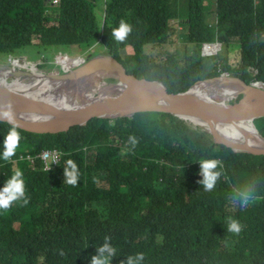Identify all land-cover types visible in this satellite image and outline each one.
<instances>
[{
	"label": "trees",
	"instance_id": "1",
	"mask_svg": "<svg viewBox=\"0 0 264 264\" xmlns=\"http://www.w3.org/2000/svg\"><path fill=\"white\" fill-rule=\"evenodd\" d=\"M122 19L132 33L118 42L111 32ZM172 21L182 26L184 46L170 50ZM215 41L238 45L237 65L227 54L201 55L202 44ZM94 43L127 73L160 81L168 92L223 72L264 83V0H0V54L25 44ZM253 123L264 136V118ZM9 127L0 121V153ZM19 130L16 154L0 159V187L19 168L28 203L0 210V264H90L105 236L117 248L111 264L139 252L144 264H264V155L234 151L156 111L93 117L64 139ZM44 148L61 152L48 170L37 156ZM67 159L81 173L75 187L63 183ZM206 159L220 162L210 192L198 183ZM246 187L252 199L242 207L237 193ZM228 217L244 226L239 235L227 231Z\"/></svg>",
	"mask_w": 264,
	"mask_h": 264
},
{
	"label": "water",
	"instance_id": "2",
	"mask_svg": "<svg viewBox=\"0 0 264 264\" xmlns=\"http://www.w3.org/2000/svg\"><path fill=\"white\" fill-rule=\"evenodd\" d=\"M102 56L108 58L107 63H96L95 61H100V57ZM106 64L111 66L114 72L112 77L125 83L124 88L116 95L97 97L90 102L76 104L54 99V97L50 95L46 96L44 90L41 89L0 86V111L11 106L19 122V129L49 139H64L70 127L74 125H83L88 119L93 117L114 118L131 116L136 112L143 111L169 113L187 122L192 121V119L204 117L206 113L215 118L232 119L239 117L245 118L246 120L264 118V89L261 88L262 86H255L256 82L246 83L240 78L229 75V78L238 80L247 90L254 93V97L253 99H245L244 95L241 94L237 103H215L188 96L187 92L190 87L180 92H168L165 85L160 81L149 80L143 77L139 78L129 74L119 61L107 53L99 55L96 59L91 60L90 66L79 72L88 73L97 67H104ZM1 70H10L14 72L15 75L19 73L24 77L33 76L31 69H14L11 63H0V71ZM73 71L64 72L61 68L59 72L53 71L44 74L49 79L58 82L75 83L80 80L81 73L79 74ZM221 75L222 73L218 76L196 80L194 83L198 81H213L218 79ZM135 87L141 89L136 91ZM144 90H146L145 93ZM37 106L45 111L42 113L43 115H45V113L51 115V113L55 112L54 114L56 115L53 116V118L57 121H61L63 118V122L59 126L43 124V122L35 119L31 114V111L35 110ZM0 121L8 123L6 120L0 119ZM216 142L223 143L232 150L238 151V149L233 148L225 142ZM242 151L264 155V149L244 148Z\"/></svg>",
	"mask_w": 264,
	"mask_h": 264
},
{
	"label": "bare ground",
	"instance_id": "3",
	"mask_svg": "<svg viewBox=\"0 0 264 264\" xmlns=\"http://www.w3.org/2000/svg\"><path fill=\"white\" fill-rule=\"evenodd\" d=\"M201 48L202 52L204 53V48L202 46ZM213 50L214 49H210V51ZM107 59V57L102 56L100 57V61L96 60L95 62L107 63ZM57 61L66 66L78 67L74 68V71H72L77 72L79 74L81 73L79 71H83L85 68L87 69V67L90 66L91 63L90 61L87 64H83L82 60H67L65 57H58ZM29 64L30 65L27 66V63L24 62L20 65L16 62L13 64V67L14 69H31L33 73V76L31 77H24L19 73L18 76L10 70H1L0 86L17 88L32 87L34 89L44 90L46 96L50 95L51 97H54V99H59L69 103L72 102L76 104H83L88 101L90 102L91 100L97 97H107L108 95H116L124 88L125 84L122 81H118L114 77H112V74L114 75V72L112 71L111 66H109L108 64H106L104 67H97L96 69H93L88 73H81L80 80L75 83H62L60 81L58 82L56 80L49 79L45 76L44 73L39 71L33 63L30 62ZM108 77L114 78L116 82L103 84V80ZM257 85L259 84L256 82L255 86ZM261 88L264 89V87ZM66 89H71V91H67ZM139 89L141 88L135 87L136 91ZM145 92L146 90H144V93ZM93 93L95 95H93ZM187 93L190 97L193 96L199 99H204L215 103H223V101L226 99L232 97L235 98L239 93H242L245 99H253L254 97V93H252L250 90H247L238 80L234 78H229L228 75L221 76L220 78L213 81H198L192 86H190V89ZM233 102L237 103L238 101ZM44 112L45 111L41 110L40 107L37 106L35 110L31 111V114L35 119L43 122V124L46 125L59 126L63 122V118L61 119V121H57L53 118V116L56 115L54 114L55 112L51 113V115L47 113L43 115L42 113ZM253 120H246L245 118L239 117L232 119L215 118L209 116V114L206 113L204 117L192 119V121H189L188 123H190V125L193 124L192 126H197L200 129L202 128V130L209 133L213 142H225L233 148L238 149V151H242L244 150V148L264 149V136L257 133L256 129V131L254 130V128L252 127ZM213 139L216 141H214ZM57 164L58 161L55 165Z\"/></svg>",
	"mask_w": 264,
	"mask_h": 264
},
{
	"label": "clouds",
	"instance_id": "4",
	"mask_svg": "<svg viewBox=\"0 0 264 264\" xmlns=\"http://www.w3.org/2000/svg\"><path fill=\"white\" fill-rule=\"evenodd\" d=\"M132 33V25L126 20H121L117 27L112 28L111 37L118 42L127 40ZM0 119L6 120L10 127L3 141V151L0 153V159L10 160L20 146L22 135L19 130V122L11 106L0 111ZM130 143L135 146V139L130 138ZM220 162L216 159H206L200 162V176L198 181L205 191H212L220 177L217 171ZM80 170L73 159H67L66 166L63 168V183L75 187L80 179ZM242 207H247L252 199V189L246 187L237 193ZM28 203L26 195V183L23 172L17 168L13 174L0 187V210H8L14 203ZM243 225L238 219L227 218V231L239 235L243 230ZM111 238L104 237V242L96 249V254L90 257V264H111L113 258L117 255V248L111 244ZM145 254L143 252L128 256L121 264H144Z\"/></svg>",
	"mask_w": 264,
	"mask_h": 264
},
{
	"label": "rangeland",
	"instance_id": "5",
	"mask_svg": "<svg viewBox=\"0 0 264 264\" xmlns=\"http://www.w3.org/2000/svg\"><path fill=\"white\" fill-rule=\"evenodd\" d=\"M102 1L103 0H96V2L100 3V4ZM183 16H184V12H182V17ZM171 26H172L173 30L175 29L173 32L174 36L172 35L174 38V42L167 44V48H169L170 50L175 49V46H177L178 48H182L184 46L182 41H181L182 38H179V35H180L179 32L182 29V26L179 25L178 22H176V21H172ZM204 44H205L204 53L202 52V48L200 50L202 56H205V55L206 56H209V55L214 56L217 53H220L221 55L227 54L230 62H232L235 65L238 64L239 47L235 42H230L227 45V47L223 46V44L220 45V43L217 41H215L213 43H204ZM187 46H191V45L188 44ZM210 49L211 50L214 49V50L210 51ZM139 50H140V48L138 46L135 47L133 50H131L129 47L126 48V52L129 54L134 52V51H139ZM127 53H126V55H127ZM209 53H211V54H209ZM104 54H106V52L103 50L102 46L100 44H96V43H94L93 45H91L89 47H85V45H63V46H60L57 48L47 47L46 49H44L43 47L34 45V44H25L22 47L18 48L14 52V55L7 56L4 54H0V63L10 64L11 59L17 58V59H19L17 62L20 64H23L24 62H26L27 66H29L30 62L33 63L34 66L39 71H41L42 73L53 72V71L59 72L61 70V68L63 69L64 72H69V71L73 70L74 68H78V67H74V66L70 67V66H66L62 63H59L57 61L58 57H65L67 60H76V59L82 60L83 59L82 63L84 64V63H87L91 60L96 59L99 55H104ZM121 54L124 56L125 51H122ZM18 57H21V58H18ZM41 65H43V66H41ZM77 65H75V66H77ZM226 75L229 76L230 74L223 72L221 76H226ZM230 76H234V75H230ZM235 77H237V76H235ZM115 82H116L115 79L111 78V77L105 78L103 80V84H109V83H115ZM257 83L260 86L264 87V83H260V82H257ZM66 90L71 91V89H66ZM241 94L242 93H239L235 98H233V97L229 98L227 102L239 101L238 98L241 96ZM93 95H95V94L93 93ZM59 161H60V158L58 160V163H59ZM57 165H55V166H57ZM94 197L95 198H101L99 194L94 195Z\"/></svg>",
	"mask_w": 264,
	"mask_h": 264
},
{
	"label": "built area",
	"instance_id": "6",
	"mask_svg": "<svg viewBox=\"0 0 264 264\" xmlns=\"http://www.w3.org/2000/svg\"><path fill=\"white\" fill-rule=\"evenodd\" d=\"M59 0H51V4L56 5L58 3ZM205 44H202V47L204 48ZM211 54V53H209ZM19 59H11L10 63L13 65L14 63H16ZM17 64H20L17 62ZM21 65V64H20ZM61 155V152L59 149L57 148H44L41 149L39 151V153H37V156L40 158L42 165H43V169L48 170L52 167H54V165L56 164V162L59 160ZM20 158H22V156L20 155ZM26 158L28 160H30L31 162L33 161V158L29 157V155H26Z\"/></svg>",
	"mask_w": 264,
	"mask_h": 264
}]
</instances>
